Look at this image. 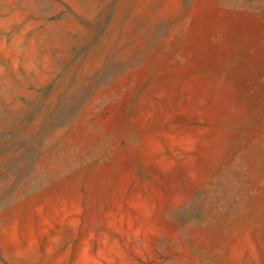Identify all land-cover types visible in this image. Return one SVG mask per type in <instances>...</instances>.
<instances>
[{"label": "rangeland", "instance_id": "rangeland-1", "mask_svg": "<svg viewBox=\"0 0 264 264\" xmlns=\"http://www.w3.org/2000/svg\"><path fill=\"white\" fill-rule=\"evenodd\" d=\"M0 264H264V0H0Z\"/></svg>", "mask_w": 264, "mask_h": 264}]
</instances>
